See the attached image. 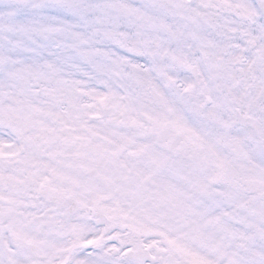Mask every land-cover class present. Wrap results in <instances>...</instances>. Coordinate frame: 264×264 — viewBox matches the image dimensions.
Instances as JSON below:
<instances>
[{
  "label": "snow or ice",
  "instance_id": "snow-or-ice-1",
  "mask_svg": "<svg viewBox=\"0 0 264 264\" xmlns=\"http://www.w3.org/2000/svg\"><path fill=\"white\" fill-rule=\"evenodd\" d=\"M0 264H264V0H0Z\"/></svg>",
  "mask_w": 264,
  "mask_h": 264
}]
</instances>
